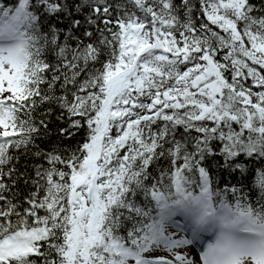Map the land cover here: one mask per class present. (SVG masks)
<instances>
[{"label":"snow or ice","instance_id":"1","mask_svg":"<svg viewBox=\"0 0 264 264\" xmlns=\"http://www.w3.org/2000/svg\"><path fill=\"white\" fill-rule=\"evenodd\" d=\"M0 264H264V0H0Z\"/></svg>","mask_w":264,"mask_h":264},{"label":"trees","instance_id":"2","mask_svg":"<svg viewBox=\"0 0 264 264\" xmlns=\"http://www.w3.org/2000/svg\"><path fill=\"white\" fill-rule=\"evenodd\" d=\"M9 2H10V0H9ZM76 18L80 19L82 21L85 19L83 14L77 15ZM58 23H59V26L61 28H67L68 27V22L67 21H64L62 23L58 22ZM80 31H83V28H81ZM45 107H47V105H45ZM57 114H58V111H57V113L53 114V116H52L53 123L50 125L53 133H55L57 126L60 125V121H58L56 119V115ZM59 139L60 138L58 136H55V135H53L50 138L51 142H56ZM80 139H81V137L78 135L73 141H71V143L75 144L76 141H78ZM49 142H50L49 139H45V140H43L42 143L47 145V144H49ZM64 143H69V142L68 141H64ZM218 160L221 163L223 162L220 157H210L205 163H206V166L209 168V170L212 172L214 179L217 178V176H219L221 178V183H224V182H227V180H228V173L227 172H222V173L218 172V170H217V161ZM26 163L27 164H31V163H33V161L31 159H22L21 163L19 165L20 168H21V171L24 170V166H25ZM159 163H160V165L162 167H167L168 166L167 165V161H165V160H161ZM155 169H156V166L153 165V169L152 170L154 171V173H155ZM29 171H32V170L29 169ZM33 175H34V173H33ZM236 178H237V175H234L233 176V182H235ZM20 187H21L22 190L26 191L24 189L23 181H21ZM199 191L200 190L198 188H193L191 185H180L179 186V190H178L177 185L175 183H173L172 185L164 187L162 192H161V190H157L156 199H166V200H171L172 201L173 200V196L176 193H182L184 195H189V194H193V193H196V192H199ZM203 192L206 193L209 197H211V195H212L207 189H205Z\"/></svg>","mask_w":264,"mask_h":264},{"label":"rangeland","instance_id":"3","mask_svg":"<svg viewBox=\"0 0 264 264\" xmlns=\"http://www.w3.org/2000/svg\"><path fill=\"white\" fill-rule=\"evenodd\" d=\"M201 200L202 199H199L198 200V198H196L193 201V207L191 209L189 207H187V206H183V203L182 202H180L176 207H173L171 209H174V211H176V212H178V210L185 209L184 211L181 212V214L186 215L189 218V220H192V219H194V216H193L192 213H190V211H192V212H198V213L200 211V213H201V209H200ZM198 218L199 217L196 215L194 220H198Z\"/></svg>","mask_w":264,"mask_h":264}]
</instances>
